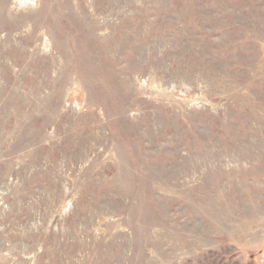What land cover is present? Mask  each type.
Segmentation results:
<instances>
[{"label":"rangeland","instance_id":"rangeland-1","mask_svg":"<svg viewBox=\"0 0 264 264\" xmlns=\"http://www.w3.org/2000/svg\"><path fill=\"white\" fill-rule=\"evenodd\" d=\"M0 264H264V0H0Z\"/></svg>","mask_w":264,"mask_h":264}]
</instances>
